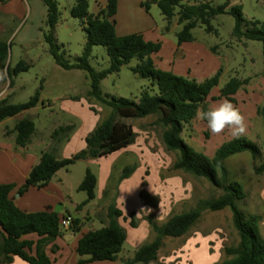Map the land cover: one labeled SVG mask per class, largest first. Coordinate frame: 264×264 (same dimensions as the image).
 <instances>
[{
    "label": "rangeland",
    "instance_id": "obj_1",
    "mask_svg": "<svg viewBox=\"0 0 264 264\" xmlns=\"http://www.w3.org/2000/svg\"><path fill=\"white\" fill-rule=\"evenodd\" d=\"M56 1L59 8L54 30L56 42L60 54L70 63H76L87 41L83 28L85 22L72 15L77 0ZM146 1L118 0L116 32L120 36L143 32L153 41H159L161 49L152 57L161 69L198 81L220 71L218 86L200 109L224 100L217 97L232 77L248 79L235 95L234 105L243 113L247 123L243 137L254 142L260 153L256 158L249 151L234 154L225 160V167L229 180L240 182L246 192L245 198L237 202L244 217L259 215V231L264 237V173L255 171V167L264 160V119L258 111L264 105L263 42L234 36L236 19L225 13L212 19L213 31H208L207 26L200 23L192 30L194 40L179 45L177 33L183 26L177 17L173 18L167 30L168 20L158 5L152 3L147 10L141 6ZM202 1L220 5L227 0ZM191 3L194 0L182 1V4ZM105 4L106 0H89L90 13L97 14ZM232 5L243 7L244 30L253 28L255 20L264 24V0H231ZM180 8L177 6L176 11ZM47 15L48 6L44 0L0 1V39L6 37L11 43L7 63L16 66L25 60L30 64L29 70L14 77L12 86L6 71L0 70L6 73V78L0 83H4L9 103L26 102L40 90L38 105L31 112L26 110L8 118L6 124L15 126L19 120L31 118L36 130L26 149L30 156L38 157L45 151H53L63 159L86 149V138L114 113V108L90 96L91 76L88 71L66 69L57 63L46 39L51 29ZM89 62L98 71L108 68L110 57L106 47L94 46ZM138 63L139 60L133 58L119 72L110 73L101 82L103 92L110 98L126 97L135 101H139L144 90L158 93V86L152 80L132 70ZM158 118L159 115L153 114L122 119L135 132V140L131 144L107 156L78 160L60 169L44 190L30 189L24 193L22 202L31 205L49 202L54 210L60 209L61 217L70 214L82 220V230L76 232L74 240L58 237L46 245L47 255L53 264H75L74 256L79 258L73 251L77 238L90 228L106 225L110 204L117 205L123 212L120 223L127 239L119 260L97 262L123 264L125 259L134 256L139 247L154 239L156 234L149 223L150 216L159 224H165L172 215L196 208L199 201L223 194V190L206 177L174 169L179 151L167 149L162 138L164 127ZM68 125L72 126L71 129L54 135L55 130ZM181 136L186 143L211 157L223 142L234 138L228 129L220 135H213L207 122L197 116L190 123H185ZM128 166L134 170L129 177L122 179ZM87 169L98 178L96 197L78 209L77 206L87 198V193L78 189ZM218 174L221 175L220 169ZM134 186L137 187L131 194L121 193L122 189ZM15 195L18 198L20 193ZM132 215L136 221L134 227L130 224ZM239 242L240 235L229 207L220 211L205 210L184 236L165 237L158 259L150 264H217L229 257L226 248L238 246ZM54 245L58 246V251L52 250ZM58 252L62 253L59 261L55 260Z\"/></svg>",
    "mask_w": 264,
    "mask_h": 264
},
{
    "label": "trees",
    "instance_id": "obj_2",
    "mask_svg": "<svg viewBox=\"0 0 264 264\" xmlns=\"http://www.w3.org/2000/svg\"><path fill=\"white\" fill-rule=\"evenodd\" d=\"M44 1L48 6L47 23L51 28L46 39L57 63L66 69L77 68L88 71L91 76L90 96L112 106L114 113L102 121L86 138L87 148L72 157L60 159L53 151L43 152L17 192L23 195L31 187L38 189L46 187L60 169L69 167L81 159L107 156L131 144L135 140V132L132 126L122 119L159 115L158 122L164 127L162 138L167 149L179 151L173 165L174 169L183 170L194 176L206 177L215 186L221 188L223 194L217 198L199 201L196 208L172 215L165 224H159L150 216L149 223L156 234L154 239L139 247L134 256L125 259L123 264H150L156 261L165 237L184 236L200 220L203 211H220L227 207L233 213V223L240 235V242L238 246L227 247L226 253L229 257L217 264H264V237L259 231L261 217L259 215H251L248 219L244 217L237 202L245 198L246 192L240 182L229 180L225 167V160L234 154L249 151L253 158H256L260 153L259 147L246 137H234L223 142L211 157L196 150L181 136L185 123H190L196 117L197 110L206 105L214 88L218 86L220 71L203 81H198L159 68L152 57L161 49L159 41L148 40L141 32L123 36L117 34L115 17L118 13V0H106V4L97 14L90 13L89 0H77L72 8V15L85 22L83 28L87 41L78 61L70 63L60 54L54 34L59 19L58 3L56 0ZM182 1L147 0L142 2L141 6L149 10L151 4L156 3L168 20L167 30L173 18L177 17L178 23L183 26L177 33L179 45L194 40L192 30L200 23L205 24L208 31H213L215 28L212 19L219 14L230 13L236 19L233 35L240 39L263 42L264 60V24L255 20L252 22L253 28L244 30L245 18L242 5L231 6V0L220 5L202 0H194L191 4H182ZM177 6L181 7L179 11H176ZM96 45L106 47L110 57V66L100 71L92 67L89 62L92 49ZM10 46L11 43L6 37L0 39V70L6 71L12 86L14 77L22 71L29 70L30 64L25 60L19 61L16 66L8 64ZM133 58H137L139 63L132 70L152 80L153 84L158 86V93L151 94L149 90H144L139 101L126 97L110 98L101 89L102 80L110 73L119 72ZM247 82L248 79L232 77L220 90L217 99L225 98L235 104V95ZM39 101L40 90L26 102L9 103L8 96L0 99V123L23 111L35 108ZM258 111L264 119V105ZM71 127V125L61 126L55 130L54 135ZM35 130L36 124L31 118L19 120L13 128L16 144L27 146ZM133 170L134 167H126L121 178L129 177ZM255 171L258 174L264 173V160L255 167ZM97 184V176L87 169L78 188L87 193V198L77 206L78 209L95 199ZM15 187L14 183H0V264L11 263L16 256L28 264H53L47 255L46 245L66 233L60 227L61 213L51 207L41 211H26L20 208L11 196ZM122 216L123 212L117 205L108 206L106 225L88 229L78 240L77 264L120 259L119 254L127 239V233L120 223ZM63 217L71 218L68 231L76 234L82 230L83 223L80 218H73L70 214ZM131 217L130 224L134 227L136 221L134 215ZM30 234H36L37 240L26 238ZM52 250L58 251V246L54 245Z\"/></svg>",
    "mask_w": 264,
    "mask_h": 264
},
{
    "label": "crops",
    "instance_id": "obj_3",
    "mask_svg": "<svg viewBox=\"0 0 264 264\" xmlns=\"http://www.w3.org/2000/svg\"><path fill=\"white\" fill-rule=\"evenodd\" d=\"M119 6H120V3L118 5V8ZM143 34L146 39L153 41V39H151L148 35H146V33H143ZM6 95L7 93L5 92L4 83H0V99L6 97ZM7 119L0 123V183L16 184V187L12 191L11 196L14 198L15 203L20 208L26 211H41L49 207L53 208L52 204L49 202H42L40 203V205L38 204L31 205L28 202H22L24 194L23 195L20 194L18 198L16 197L15 194L17 193L19 187L25 182L30 170L39 161L41 155L38 157L30 156V154L26 150L27 146L22 147L16 144V134L13 132L14 126L7 125L6 124ZM30 189L40 190L36 187H31ZM44 189L45 187L41 188V190H44ZM30 206H36V207H30ZM30 208H39V209H30ZM72 234L74 233H72L71 231H68L62 237L65 238L67 236L68 239L66 238L65 239L68 241H72L76 237V234L75 235H72ZM80 237L77 238V242L73 250L74 252H76V247H77L78 240L80 239ZM26 238L37 240L38 236L36 234H30V235H27ZM60 255H62V253L58 252L55 255L56 257L55 260L59 261L58 257ZM74 258H75L74 260L75 264H77L78 259L76 258V256H74ZM104 263L105 262L100 263L96 261V262H92L89 264H104ZM12 264H28V262L16 256L14 257Z\"/></svg>",
    "mask_w": 264,
    "mask_h": 264
},
{
    "label": "clouds",
    "instance_id": "obj_4",
    "mask_svg": "<svg viewBox=\"0 0 264 264\" xmlns=\"http://www.w3.org/2000/svg\"><path fill=\"white\" fill-rule=\"evenodd\" d=\"M5 78L6 73H0V80ZM196 116L198 119L207 122V127L213 135H220L228 129L233 137L239 138L247 131L245 116L228 99H224L206 109H198ZM135 187L137 186L122 189L121 193L131 194ZM121 199L123 200V197Z\"/></svg>",
    "mask_w": 264,
    "mask_h": 264
},
{
    "label": "built area",
    "instance_id": "obj_5",
    "mask_svg": "<svg viewBox=\"0 0 264 264\" xmlns=\"http://www.w3.org/2000/svg\"><path fill=\"white\" fill-rule=\"evenodd\" d=\"M71 225L70 217H62L60 220V227L63 232H68Z\"/></svg>",
    "mask_w": 264,
    "mask_h": 264
},
{
    "label": "water",
    "instance_id": "obj_6",
    "mask_svg": "<svg viewBox=\"0 0 264 264\" xmlns=\"http://www.w3.org/2000/svg\"><path fill=\"white\" fill-rule=\"evenodd\" d=\"M32 109H34V108H31V109H29V111L31 112V110H32ZM19 196H20V195H19ZM55 211H56V212H60V209H59V208H57V209H55ZM72 235H75V234H72ZM65 238H66V239H68V237H67V236H66Z\"/></svg>",
    "mask_w": 264,
    "mask_h": 264
}]
</instances>
